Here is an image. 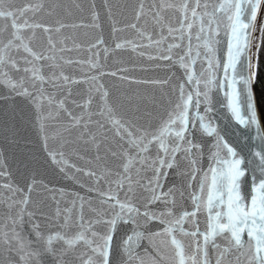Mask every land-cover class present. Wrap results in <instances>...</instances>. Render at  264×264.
I'll return each mask as SVG.
<instances>
[{
    "label": "snow or ice",
    "instance_id": "6c2138e0",
    "mask_svg": "<svg viewBox=\"0 0 264 264\" xmlns=\"http://www.w3.org/2000/svg\"><path fill=\"white\" fill-rule=\"evenodd\" d=\"M262 46L264 0H0V264H264Z\"/></svg>",
    "mask_w": 264,
    "mask_h": 264
},
{
    "label": "water",
    "instance_id": "95a60500",
    "mask_svg": "<svg viewBox=\"0 0 264 264\" xmlns=\"http://www.w3.org/2000/svg\"><path fill=\"white\" fill-rule=\"evenodd\" d=\"M67 2H70V3H76V2H78V0H67ZM97 2L98 3H100V2H102V0H97ZM112 2H116V0H112ZM253 36H254V33L252 34ZM81 54V56L83 55V52H81L80 53ZM123 55H127V53L125 52V53H122ZM72 55H76V51L75 50H73V53H72ZM101 58H103V53L101 52ZM216 99L217 100H219V96H217L216 97ZM147 245H146V242H142L141 243V247L143 248V247H146ZM150 250V249H149Z\"/></svg>",
    "mask_w": 264,
    "mask_h": 264
},
{
    "label": "trees",
    "instance_id": "16d2710c",
    "mask_svg": "<svg viewBox=\"0 0 264 264\" xmlns=\"http://www.w3.org/2000/svg\"><path fill=\"white\" fill-rule=\"evenodd\" d=\"M256 34L254 33V36ZM260 57H261V61L262 63H264V46L261 47V50H260ZM255 90L257 92V95H259V90H260V83H259V80L257 81L256 85H255Z\"/></svg>",
    "mask_w": 264,
    "mask_h": 264
}]
</instances>
